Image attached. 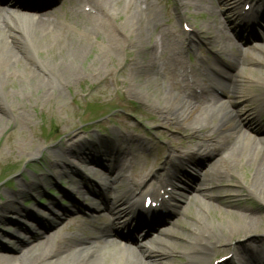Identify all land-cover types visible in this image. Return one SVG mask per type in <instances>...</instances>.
Here are the masks:
<instances>
[{"label": "bare ground", "instance_id": "bare-ground-1", "mask_svg": "<svg viewBox=\"0 0 264 264\" xmlns=\"http://www.w3.org/2000/svg\"><path fill=\"white\" fill-rule=\"evenodd\" d=\"M75 1V7L87 8V11H83V23L81 22L80 30L92 33L94 38L98 39L108 51H122L123 63H125L128 73L127 81L124 79H115L114 81L120 84L125 92L128 90L125 83L133 80L138 84L143 83L147 89H151L150 92L155 95L158 102L156 106L145 103L146 107L154 112L155 119L153 121H157V125L179 128L191 135H201L204 140L195 143L189 150L182 151V144V147L181 145L177 148L171 147V153L167 158L168 164L164 163V166H168V173L157 177L153 174L152 177H156V180L149 185L147 190H144V187L147 185L146 178L150 176L151 172L145 177H140L139 180L130 179L124 175L123 161L129 154L133 155L132 145L129 142L130 133L107 138V142L110 145L113 144L112 151L116 157L115 161L112 158L109 162L106 160L98 162L91 155L85 153V148H83L85 146H81L80 143L78 145L65 143L60 151L57 150L59 158L45 156L46 166L56 176L52 177L51 181L64 174V169L69 164L66 157L78 158L86 165L82 169V173L80 172V178L71 181V186L81 189V192H84L83 187L87 191H94L93 185L97 186V182L105 184L117 170L120 178L118 181L114 179V182L122 186L123 189L125 188L124 197L104 205L106 211L117 217L128 219L134 213L132 209L141 206L140 199L144 196V200L148 197L152 202L163 207L168 218L171 215H177L182 207L173 202L175 201L174 196L166 190L161 196L156 192V189L171 187L174 191L181 188L186 190L187 188L183 185H186L187 182H183L182 178L180 180L178 175L187 164L192 163L193 159L200 157L201 159H212L214 162L205 173L197 172L198 177L201 178L200 183H203L196 184L194 185L196 187L192 188L197 196L189 200L183 194H176L179 195V198L187 200L190 207L194 205L202 211H207L206 205H203L198 198L212 200L213 190L221 182L233 178L236 171L240 172L245 179L243 181L247 193L264 205V118H261V112L264 111V53L260 58L256 54L247 56L244 53L233 52L237 49V40L239 39L243 42L246 39L256 38L259 40L252 29L259 22L264 24V0H244L243 7L246 4L249 5V11L244 13L240 10V1L238 0H217L218 7L228 14L224 25L221 22L213 30H209L212 25L209 21L204 22L198 29L188 25L194 32H187L188 35L185 39L187 44L183 50L191 52L194 37L201 35L203 28H206L207 38L204 44L209 47L216 60H214L215 63L207 57H201L196 63L190 65H186L180 57L184 42H180L179 44L182 45H179L178 48L170 43L171 37H180L179 32H176V35L168 33L166 35L160 31L157 23L159 22L158 12L152 0ZM186 1L188 0H178L177 19L179 23L185 24L188 21L184 12H181L182 8L186 7L184 6ZM29 2L32 0H0V56H3L0 57V134L6 129L2 120L11 112L15 97L18 95L35 96L36 99L47 100L49 96L57 95L56 90L44 76H50L57 87L61 88L69 87L73 82L81 79V73L75 66L78 59L86 53L85 45L79 40L64 37L59 22L47 19L49 12L21 11L23 7H29ZM256 5H260L258 9H256ZM212 8L214 10L217 7L212 4ZM119 11L122 15L117 14ZM245 14L254 17L256 15L255 23L245 22L243 20ZM33 16L38 18L33 19ZM154 32L157 34L152 41ZM191 33L194 35L192 36ZM49 38L54 39V43H58L59 46H64V49L69 53L61 63L52 69L33 55L38 56V50L35 48L37 41L41 39L48 41ZM260 42L264 44V36L260 38ZM255 47L259 46L255 44ZM251 51L256 52L255 49ZM230 56L234 58L235 62L232 65H227L225 59ZM95 58L100 63L106 60L105 62L114 64V58L109 52H97ZM223 64L224 66L226 64L229 72H224L225 70L221 67ZM168 71H172L173 83L163 90L160 87V90L155 88L154 85L159 86L156 83L157 78ZM118 73L124 76V71L121 69L118 70ZM200 75L203 76V81L197 82V77ZM135 77L141 78L135 80ZM221 79L225 80V83L221 82ZM16 83L21 86V89L16 88ZM7 87L10 88V92L6 91ZM251 87L257 89L258 93L247 100L256 105L246 111L242 109L243 106L240 107V100L245 98L247 90ZM215 88L219 90L220 95L212 92V89ZM220 96L231 97L229 98L230 102L222 101ZM17 138H20L23 143L26 141L23 140L26 137L22 132L12 131L4 141L5 146L10 147L12 152L17 150L21 155H24L23 150L27 146L25 145L23 150L19 149L17 143H14ZM100 147L107 150L106 144ZM138 149H141L140 145H138ZM2 150L3 148L0 147V155H2ZM25 151L30 156L36 153L34 149ZM17 161V159H13L10 163L13 165ZM89 163H95L96 166H91ZM89 175L94 179V183L89 180ZM40 183L46 185V181ZM50 184L47 185L50 186ZM20 189L17 195L8 196L9 194H7V197L0 202V228L13 225L16 229L23 231L20 238H12L10 241L12 246L7 245L3 241V236L0 235V264H161L162 257L170 256L176 252L187 256L191 262H186V264H212L211 258L204 254L209 251L213 252L211 255L227 251L231 256L225 263L229 262V264H235V257L239 258L237 264H264V248L261 251V243L264 245V238L261 239L259 233L264 230V216L244 207L228 205L230 212H227V216L235 217L237 224L221 225L219 235L210 230L209 237L201 238V241H196L193 237L177 236L176 241L180 244L184 241V246L177 243L172 245L169 238L161 250L158 249L155 253L150 254L139 252L140 256L134 257L131 255L133 253L123 254L110 249L106 244L104 246L102 244L103 247L100 248L95 245L89 246L91 240H98V238L81 237L78 234L68 235L69 229L61 227L59 218H55L56 226H53L48 225L41 218L31 217L32 215L28 211L21 210L19 204H16L18 199H24L23 196L26 193V187ZM167 194L170 200L164 199V195ZM79 208L81 214L91 213L93 215L102 212L99 205H93L92 209ZM189 210V207L185 209L184 220L187 215L189 216ZM207 212L210 214V211ZM12 217L16 221H13ZM19 218L30 220L28 221L30 228L23 225ZM192 220L200 225L201 219L198 214L193 216ZM220 223L223 224V222ZM86 224L95 231H102L103 237L99 239L107 237L105 232L108 229L96 226L92 220H85L79 229L85 231ZM202 227L204 228V226ZM111 229L113 231V228ZM196 229L197 226L189 231L193 234ZM115 232L119 236H127L124 238L129 241L135 238L130 232L129 224L122 227L117 226ZM142 234L148 241L153 238L152 235L148 236V233L143 232ZM153 235L158 236L157 231ZM236 236H243V238L247 236V238L241 244H232L230 239L236 238ZM203 241L206 244H202ZM192 246L195 247V250L192 249Z\"/></svg>", "mask_w": 264, "mask_h": 264}, {"label": "rangeland", "instance_id": "rangeland-1", "mask_svg": "<svg viewBox=\"0 0 264 264\" xmlns=\"http://www.w3.org/2000/svg\"><path fill=\"white\" fill-rule=\"evenodd\" d=\"M152 1L158 12L159 22L157 23L160 27V31L166 33V35L167 33L176 35L175 33L179 32L180 37H171L170 43L173 44L175 48H178L179 45H182L179 43L184 42L180 53V57L184 63L189 65L191 61L194 63L200 57H207L211 61L215 60L209 47L204 44L207 38L205 32L206 28H203L201 35L194 37L193 49L191 52L186 53L183 50V47L187 44L185 39L187 37L186 32L188 26H182L177 19L178 0ZM238 1H240V10H242L244 0ZM75 4V0H53L49 5L40 6L39 11L51 12L48 19L55 22L57 20L59 22L61 25V33L64 37H71L75 40H79L85 45L86 53L78 59L75 66L81 73V79L73 82L69 87L61 88L57 87L50 76H44V78L49 80V84L52 85L54 90H56L57 95L49 96L47 100H39L36 99L35 96L23 97L18 95L13 99L11 112L2 120L5 124L3 126L6 127V129L0 134V147L3 148L2 155H0V202L7 197V194H9L8 196L12 194L17 195L21 187H26V193H24L23 196L24 199H18L16 203L17 205L19 204L21 210H28L29 207L40 209L37 207L39 204L38 200L42 196L48 197L47 191L50 188L56 193L57 200L59 198L61 199L62 190L63 192L72 190L70 181L74 178L76 172L79 175L80 172L82 173V169L86 166L85 163L78 158L66 157V160H68L67 162H69V167H65L63 175L51 181V178L55 175L52 170L46 166L45 161L46 155L59 158L60 155L58 151H60V148L62 149V147H64L65 143L73 145H78L80 143L81 146H85L83 147L85 148V153L91 155V157L98 160V162L104 160L109 162L112 158L115 161L116 157L115 153L112 151L113 144L110 145L107 142V138H113L122 133H130L129 142L130 145H132L131 152H133V155L129 154L130 156L128 155L123 161L125 170L124 175L130 179L135 178L139 180L140 177H145V175L147 176L151 172L150 176L146 178L147 185L144 187V190H147L149 185L155 182L158 175L163 176L166 172L168 173V166H164V163L166 162V164H168L167 158L169 153H171V147L177 148L182 144V151L189 150V148H193L195 143L204 140L201 135H191L187 131H182L179 128L157 125V121H153V119H155L154 112L148 109L145 103L156 106L158 102L155 99V95L150 92L151 89H147L143 83L138 84L134 80L132 82H127L125 84L128 86V90L125 92L124 88L114 81L115 79H124L127 81L128 73L125 63H123L124 58L122 51H108L106 47L101 45L98 39L94 38L92 33L90 34L83 29L80 30L83 23L84 9L75 7ZM185 4L184 6L186 7L182 8L183 11L181 10V12H184V15L188 18L187 25L196 29L201 27L204 22L209 21L210 24H212L209 30H213L214 27L218 26L221 22L224 25L226 17L228 16L227 13L223 12L218 7L217 0H188ZM212 4L217 8L213 10ZM117 14L122 15L120 11ZM33 18L37 19L38 17L33 16ZM188 30L190 31V29ZM257 31L261 35L264 34V30L260 28ZM156 34L157 32L152 34V41L154 37H156ZM259 46V48H256V52L248 51L246 55L250 56L251 54H256L261 58L264 53V44H260ZM238 47L242 48L243 46L241 47V45H238ZM35 48L38 50V56L33 54L35 58L49 65L50 69L61 63L66 55H69L68 51L64 49L65 47L59 46L56 42L54 43V39L52 38H49L48 41L42 39L38 40L35 44ZM97 52L111 53L114 58V64L107 63L105 62L106 60H103L102 63L97 62L95 58ZM233 52L236 53L235 50H233ZM0 57L2 58L3 56ZM225 63L227 65H232L234 63L233 57H227ZM225 66L224 64L223 66L221 65L224 70H227ZM120 69L124 71V76L118 73ZM140 78L141 77H135V80H140ZM201 80V77H197V82H201ZM173 81L172 71H168L157 78L156 83L157 86H159L156 87L154 85V87L158 89L160 87V89L163 90V88H168ZM17 87L21 89V86L16 83V88ZM6 91L10 92V88L7 87ZM247 92L245 98H241L240 100V107L243 106L242 109L246 111L253 106L255 107L256 104L248 102L247 99L257 94L258 90L251 87ZM229 98L231 97L225 96L222 98V101L230 102ZM261 118H264V111L261 112ZM12 131H20L23 133L24 137H26V139L23 140L26 141L23 143L20 138H17L14 143H17V147L21 150L24 149L25 145L27 146L25 150L34 149L36 153L33 156L27 155L28 152L25 150H23L24 155H21L17 150L12 152L10 147L5 146L4 141L9 132ZM132 138L134 139L132 140ZM100 141H105L103 144L107 145V150L100 147L103 145L99 144L101 143ZM138 145H140V150L138 149ZM13 159H17L18 161L12 165L10 162ZM195 159H193L191 164H187L184 167L185 169L178 175L180 180L182 178V181L184 180L183 182H187L186 185H183L187 188L186 190L181 188L180 190L174 191L171 187L156 189V192L160 193L161 196H163L164 190L174 196L173 198L175 201L173 202L178 203L182 207L181 212L185 211L187 207L190 209L189 216L187 215L185 220L178 218L166 230L167 232L174 230L170 236L172 245L177 243L180 246H184V241L181 242L183 245L176 241L175 238L177 236L193 237L194 240L201 241V238L205 239L209 237L210 230H212L214 234L219 235V227L221 225L229 226L231 224H237L235 217L232 218L227 216V212H230L228 205L244 207L264 216V205L247 193L243 181L245 179L242 177L241 173L237 171L234 173L233 178L221 182L217 188L215 187L216 189L214 188V197L212 200L203 199L202 197L198 198L203 205H206L207 211H210V214H208L207 211L200 210L197 206L192 205L190 207L187 200L179 198V195L176 194H183L185 198L189 200L197 196V194L192 191V188L196 187L194 186L196 184H203L200 183L201 178L198 177L197 172L205 173L214 162L212 159H201L200 157H196ZM94 164L95 163H92L91 166L95 167L96 165ZM153 174H155L156 177H152ZM88 177L89 180L94 182L92 176L89 175ZM118 178L120 177H118L117 170H115L111 177L113 183L107 184L109 186L111 185L115 191L111 192V195L105 196L107 202L117 201L124 197L125 188L123 189L122 186L113 181L114 179L118 181ZM19 181L21 185H18ZM42 181H46V185H42V183H40ZM48 183L50 186L47 185ZM59 184L62 185V190H58ZM179 186L182 187V185ZM108 193L110 192L107 191V194ZM164 199L170 200L169 195H165ZM79 204L85 208H91L94 204L101 205V202L93 196H83L80 198ZM66 205H68L67 207L69 210H72V204ZM196 214H198L201 219L200 225H197L192 220V217ZM11 219L13 220L14 218L12 217ZM94 221L96 226H112L114 223V216L106 211H102L99 216L94 218ZM220 222H223V224ZM175 223H179V225L174 227ZM81 224L82 222L80 221L79 215L69 213L63 218L62 227L70 228L68 235L78 234L81 237L91 236L93 237L92 239L98 237L99 233L97 230L95 231L87 224L85 226V231L80 230L79 227ZM201 225L204 226V228ZM196 226L197 229L195 233L191 234L189 230H192ZM259 233L261 237L264 236V230ZM160 234L161 231L159 232V236ZM0 235L3 236V241L7 243L11 241L14 235H17V230L12 228V225L2 226V228H0ZM246 238L247 236L245 238H243V236H236V238H231L230 242L232 244H241ZM89 243V246H93L96 241L91 240ZM103 243L104 242H101V245L99 244L98 247H103ZM166 244L167 243L157 247L155 251L158 249L161 250ZM202 244L206 243L203 241ZM12 245L13 244L10 246ZM109 248L120 251L123 254L127 253L118 248L110 246ZM263 248L264 245L261 243V251H263ZM192 249L195 250V247L192 246ZM212 253V251H209L204 254L211 258L210 261L212 260L213 264H218L220 258L231 256L227 251H221L211 255ZM135 256L136 255H134V257ZM238 261L239 258L235 257V264H237ZM161 262V264H186V262L191 261L188 260L187 256L176 252L172 253L170 256L162 257ZM221 264H229V262Z\"/></svg>", "mask_w": 264, "mask_h": 264}]
</instances>
